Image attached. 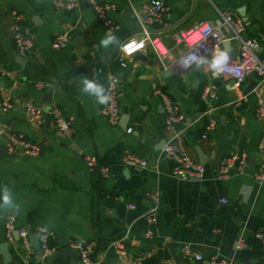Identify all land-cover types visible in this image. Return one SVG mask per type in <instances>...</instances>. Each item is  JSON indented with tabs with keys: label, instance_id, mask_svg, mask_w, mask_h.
<instances>
[{
	"label": "crops",
	"instance_id": "1",
	"mask_svg": "<svg viewBox=\"0 0 264 264\" xmlns=\"http://www.w3.org/2000/svg\"><path fill=\"white\" fill-rule=\"evenodd\" d=\"M98 1L114 6L110 17L117 30L104 24L86 0L73 12L57 10L54 0H0V101L9 99L13 104L6 113L0 105V197L7 189L16 206L0 208V243L6 242V218L13 215L18 227L31 231L45 227L54 234L56 252L44 262L31 244L27 264L79 263L74 250L73 257L57 254L72 240L95 242L96 264H193L182 255L186 244L203 255L199 264H209L215 255L232 264H264V183L254 179L264 159V120L256 116L258 78L252 74L237 82L230 76H214L207 61L180 68L175 60L187 47L174 41L176 33L214 22L228 11L242 20L244 36L256 40L259 56L264 55V0H162L169 8V27L150 26L149 31L161 36L169 53L159 58L148 46L129 58L125 67L118 62V45L105 50L100 41L109 34L122 43L139 37L141 24L135 11L148 0ZM14 11L23 16V33L35 42L29 54H20L13 43ZM59 34H68L70 41L54 50L52 41ZM239 48L235 40L221 46L232 55ZM98 68L111 69L119 78L117 125L104 117L95 96L82 92V77L92 79ZM97 79L105 87V78ZM40 82L48 87L38 89ZM206 87L213 96L203 99ZM156 90L177 104L182 121L176 126V144L205 167L201 179L175 177V163L162 154L163 142L171 135ZM49 93L50 97L45 95ZM28 102L44 109L39 120L27 112ZM53 106L71 120L69 135L56 130L50 114ZM123 115L128 117L124 126ZM2 131L38 143L40 156L8 155ZM232 153L246 155V165L221 179L216 160ZM86 155L107 167L108 176L91 171ZM127 155L146 160L148 166L124 165ZM199 155L207 161L201 163ZM152 195L158 198V211L149 221L145 216L154 206ZM128 228L127 254L120 257L111 241ZM239 240L245 248H238ZM8 245L10 264H26L20 241L14 238ZM0 264H4L1 255Z\"/></svg>",
	"mask_w": 264,
	"mask_h": 264
},
{
	"label": "built area",
	"instance_id": "2",
	"mask_svg": "<svg viewBox=\"0 0 264 264\" xmlns=\"http://www.w3.org/2000/svg\"><path fill=\"white\" fill-rule=\"evenodd\" d=\"M90 9L97 15V17L112 30H117L118 26L110 17V13L114 11V6L110 4H102L98 0H86ZM54 7L60 11L73 12L82 6V0H54ZM169 8L162 0H148L143 2L139 10L135 14L140 17L141 35L139 37H133L127 39L124 43L131 40L137 42L143 41V48L132 53V55H126L122 51L118 57V62L122 67L127 65V60L141 53L148 46L157 55L162 58L169 53V50L164 45L161 36H151L149 27L159 26L161 29L169 27L166 16ZM13 22L11 24L12 39L16 50L20 54H29L35 47L34 40L26 36L22 31L23 16L14 11ZM205 28L211 29L215 36L208 35L203 32ZM197 32H202L206 38L199 41H195L193 38ZM227 40H235L239 42L240 48L237 54H230L229 64L241 69V76L234 77L233 73L225 71L221 75L230 76L237 82H243L248 75H255L258 78V86L261 89V93L257 101L256 116L259 120H264V60L260 58L258 54L259 44L256 40L250 39L244 36V24L241 19L235 17L231 12H221L218 19L214 22H200L194 28L190 30L180 31L175 34L174 41L177 45L184 44L187 47L186 52L180 55L175 60V65L183 69H190L197 66L196 63H192L190 66L184 65V60L189 55L207 56L211 59L212 50L215 47L221 48L222 44ZM70 41L68 34H59L52 41V48L54 50H60L64 48ZM99 78L103 76L105 78V95H110L111 100L102 106V113L104 117L112 125H117L121 116V109L119 104V78L117 74L111 69L98 68L93 72V77ZM38 89H45L48 84L37 83ZM212 90L209 87L204 88L202 98L206 99L208 96H213ZM155 95L160 97L165 111V125L167 132L171 135V138L165 143L162 154L165 158L175 163L173 174L175 177L181 180L201 179L205 174V167L199 162L192 159L184 149L176 144V138L179 133L176 130V126L182 121L177 104L161 90H156ZM2 112L6 113L12 109L13 104L9 99L0 101ZM26 110L30 114L33 120H39L44 112V109L35 103H26ZM54 125L56 130L67 136L72 129L71 120L65 116V114L57 106H53L50 109ZM215 126V122H210V128ZM131 132V129L128 130ZM5 136L4 149L8 155L19 157H38L41 154V147L38 143L27 139L22 134L2 131ZM264 149V141L262 143ZM84 160L91 171L99 172L102 176H108L109 169L99 164L98 159L95 156L86 155ZM246 155L232 153L228 157L221 160L218 168V176L221 179H228L233 173L241 172L246 165ZM123 163L126 166H133L138 168H146L148 163L146 160L127 155L123 158ZM254 179L258 184L264 183V159L254 173ZM150 200L154 204L152 210L145 217L149 221H154L153 216L158 211V198L156 195L150 196ZM226 203V200L222 201ZM6 228V242L8 244L14 243V233L17 232L21 245L22 253L21 258L24 263H28L31 259V243L30 235L36 234L39 239L40 248L42 250V259L44 262L49 256L56 252V248L52 246V240L54 234L52 231L45 227H39L38 229L31 231L25 227H18L16 225V219L13 215H8L5 222ZM131 229L128 228L122 236L116 237L111 241V246L115 252L124 257L127 254L126 240L130 235ZM68 247L74 250L79 258L77 264H96L94 261V253L96 244L93 241L84 240H72ZM246 247L243 240L238 241V248L243 249ZM182 255L185 259L190 260L193 264H199L204 260L202 254L195 251L189 244L183 245L181 248ZM209 264H232V260L220 256H212L209 259Z\"/></svg>",
	"mask_w": 264,
	"mask_h": 264
},
{
	"label": "clouds",
	"instance_id": "3",
	"mask_svg": "<svg viewBox=\"0 0 264 264\" xmlns=\"http://www.w3.org/2000/svg\"><path fill=\"white\" fill-rule=\"evenodd\" d=\"M137 20H140V17H137ZM203 32H206L208 35L215 36V34L211 31V29L205 28ZM203 38H206L202 32H197L194 36L195 41H199ZM100 45L105 49H109L110 46L118 45L119 49L126 55H132L133 52L138 51L139 49L143 48L144 42L143 41H135L131 40L126 43H122L115 35H106L101 41ZM230 52L227 49H221L219 47H215L212 50L211 59L207 56H196V55H189L184 60V65L190 66L193 62L196 63L198 66L203 65L206 61L208 62V71L212 73L214 76H220L225 71L233 73L234 77L241 76V69L230 65ZM82 84L84 85L82 92H86L92 96L96 97L97 103L104 105L107 104L111 100L110 95H105V87L98 82V79L94 76L92 79L87 77H82L81 80ZM3 204L0 205L2 207L8 208H15L16 206L13 205L11 198L8 194L7 189H5L2 197Z\"/></svg>",
	"mask_w": 264,
	"mask_h": 264
},
{
	"label": "water",
	"instance_id": "4",
	"mask_svg": "<svg viewBox=\"0 0 264 264\" xmlns=\"http://www.w3.org/2000/svg\"><path fill=\"white\" fill-rule=\"evenodd\" d=\"M86 6H88V5L86 4ZM260 58L264 60V55H261ZM251 89H252V86H249L246 91L248 92ZM45 95L50 97L51 94L49 93V94H45ZM127 121H128L127 115H123L121 118L122 125L123 126L126 125ZM163 145H165V142H163ZM1 153H0V155H2ZM199 158H200L201 163H205L207 161V158H204L202 155H199ZM220 161H221V157H218L216 160V165H215L217 168H219ZM14 238L17 241L19 240V236H18L17 232L14 233ZM29 239H30V243L32 244L33 248L35 249V251L37 253L38 258H41L42 257V250L40 248L38 236L36 234H31ZM57 254L60 256H63V257H73L74 256V252L70 247H65L64 249L59 250L57 252ZM0 255L3 258L4 264H10L11 263L12 256H11V252L9 250L8 243H6V242L0 243Z\"/></svg>",
	"mask_w": 264,
	"mask_h": 264
}]
</instances>
